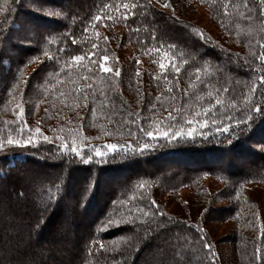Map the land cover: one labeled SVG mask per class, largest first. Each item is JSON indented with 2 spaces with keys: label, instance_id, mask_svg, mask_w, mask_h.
<instances>
[{
  "label": "trees",
  "instance_id": "1",
  "mask_svg": "<svg viewBox=\"0 0 264 264\" xmlns=\"http://www.w3.org/2000/svg\"><path fill=\"white\" fill-rule=\"evenodd\" d=\"M196 1L207 9L219 33L176 15L174 20V12L151 0L155 11L129 8L136 14L127 20L125 3L146 5L149 0H0L5 9L0 12V184L13 173L8 183L15 187V198L28 195L31 210L25 216L7 188H0V264H227L208 227L213 218L208 214L215 209L218 217L235 224L228 237L236 243L238 261L264 264L263 209L250 194L255 186L264 189V116L253 115L251 130L243 136L216 131L229 118L233 127L235 120H247L250 109L264 104V84L258 81L264 75V61L258 59L264 44V0H228L227 14L225 0ZM97 15L100 21L94 19ZM121 29L133 46L129 58L106 38L107 31ZM74 55L85 58L77 63L71 60ZM104 56L110 57L112 72L100 70ZM253 83L254 93L249 91ZM216 98L223 103L196 116ZM22 101L24 115L18 117L16 106ZM169 113L178 118L168 120ZM204 119L209 121L204 128L186 123ZM37 127L48 141L35 133ZM169 127H195L196 133L169 139L147 137L139 130ZM9 136H34L35 141L8 145ZM57 137L68 142L67 149ZM73 139L87 145L83 159L71 152ZM109 143L120 146L117 153L95 157V148L108 151ZM129 143L136 151L125 154ZM142 143L152 147L141 150ZM227 151L252 160L243 168L232 159L229 167L168 169L156 164L158 158L195 161L197 154L216 158ZM88 155L94 159L84 163ZM143 161L151 168H143ZM31 164L37 167L16 174ZM117 168L128 169L127 179L115 183L96 216L86 219L89 207L97 203L98 176H113ZM74 185L75 196L68 192ZM184 189L194 196L187 202L202 214L167 208L162 196H180ZM68 200H75V214L85 211L84 216L76 215L70 229L78 224L86 228H67L64 234L75 233L76 244L59 262L57 247L50 248L52 243L43 236L42 221L67 220L65 211L72 210ZM220 200L225 206H219ZM51 232L55 235L57 229ZM202 241L211 244V252Z\"/></svg>",
  "mask_w": 264,
  "mask_h": 264
},
{
  "label": "rangeland",
  "instance_id": "2",
  "mask_svg": "<svg viewBox=\"0 0 264 264\" xmlns=\"http://www.w3.org/2000/svg\"><path fill=\"white\" fill-rule=\"evenodd\" d=\"M151 1H153L160 8H163L168 12L169 11L174 12L177 18L189 19L192 22L196 23L198 26L202 27V29L206 31L209 30L216 34L219 33L218 26L215 24L216 22L214 21V19L210 17V14L205 7L198 5L196 0H167V3L170 5V7H163L165 0H159V3H157V0H151ZM106 34H107L106 38L108 39V41L114 44L116 47H118L120 53L126 52L127 58H129L128 55H132L131 52L133 50L132 49L133 46L130 45L129 41L125 40L126 36H125V32L123 29L118 30V31L110 30V31H107ZM124 59L126 61V58ZM101 63H104L107 67H110L112 71L114 70V67L110 59H108L107 61H103L102 59ZM116 70H119V69H116ZM263 137L264 136H262V138ZM262 138L261 136H259L258 139H262ZM235 152L236 151H227L226 154L216 155V158H214L215 155L206 157V155L197 154L194 156L195 161H186V160L183 161V160H173V159L166 160L164 158L162 159L158 158L156 164L160 163L162 167H165L168 169L169 168L170 169L180 168L182 166H185L190 169H196L198 167H203L204 165H207V166L216 165L220 167H223L224 165L228 166L232 162L231 161L232 159L234 160L233 162L237 166H239L240 168H243L248 165L250 160H252V158H249V157L240 158L238 156L239 154H236ZM211 158H214V159H211ZM142 163H143L142 167L145 169L151 168L150 166H152V165H148L147 163H145V161H143ZM36 167L37 166L35 164H31L28 167L20 168L16 172V174H23L25 173L27 168H28L27 171H30L32 168H36ZM127 173H128V169L123 171L117 168L112 171L113 176L98 174L99 175L98 176L99 177L98 178L99 193L96 195V198H95V202L97 203H95L96 206L93 204L92 206L89 207L87 212H89L90 214L88 213L87 216L85 215L86 219L91 220L92 218L96 216L97 210L99 208H102V206L104 205V201L106 200V196L110 193L112 188L116 187L118 183L121 184L125 182V180L127 179ZM79 174H81L80 176H82L83 175L82 171H77V175ZM12 176H14L13 173L8 175L7 183L5 184L2 182L0 184V188L1 190L2 189L4 190L5 188H7L8 192L12 194L13 199L19 204V205H16V207H18L20 211L25 213V216L26 214L30 216L31 210L28 205V195L22 198H15V195H14L15 187L12 186L10 183H8V181L12 180ZM208 183L210 187L213 186L215 188V186H218V185H215L213 182H208ZM76 191L77 190H76L75 185L70 186L68 189V192L72 194L73 196L76 195ZM250 194L254 201L256 202L258 201V203L260 204V208L263 209L262 212L264 214V189L262 187L255 186L250 191ZM193 198L194 196H192L191 191L187 189L182 190V193L180 194V196H178V194L170 196L169 193L164 194L162 196V200L166 204L167 208L171 211H174V212L182 211L184 214H187L190 210H192L194 211V214H197V215L202 214V211H203L202 209H199L197 211L192 204L187 202V200L191 201ZM186 202L188 203V206H186ZM183 203H185V206H183ZM69 204L72 207V210L70 209L68 211H65L67 220L62 221L60 217H57V218H54L53 221L49 222V224H46L45 222L47 221L45 220L42 221V225L45 224L46 226V229L43 232V236L46 238L48 237V241L52 243V245H50V248L57 247L58 249V252L56 253V256H55L57 258L55 260L57 261L67 259L66 257H67L68 251L71 250L76 244L77 237H75L76 236L75 233L74 234L71 233L72 235L67 237V235H65L64 232L68 230L67 228L70 229V227H73L74 220L76 219V215L84 216V213H85L84 208L79 209L80 212L78 211V214L74 213L73 210H75L74 209L75 200H71ZM218 204L220 207L225 206V203L221 202V200L220 202H218ZM218 211L219 210L215 209L214 211L212 210L208 214L210 217H213L211 218V220H209L210 225H208V227L211 231L213 238L215 239L216 243L218 244L220 248L221 255L222 256L224 255L223 259L226 258L225 261L227 264H244L243 262L240 263V261H238L237 252L235 249L236 243L233 241L232 238L228 237L230 232L232 231L231 229L235 227V224L233 223V221H230V220L225 221L224 219H221L220 217H218L219 216ZM48 218H49V215H48ZM6 219H8V221H12L13 217L7 216ZM76 228H81V229L86 228V225L78 224L76 227L74 226L72 230L76 231ZM52 229H57V233L55 235L51 234ZM72 230L70 229L69 232H72ZM49 264H56V262L54 261V263L51 262Z\"/></svg>",
  "mask_w": 264,
  "mask_h": 264
},
{
  "label": "snow or ice",
  "instance_id": "3",
  "mask_svg": "<svg viewBox=\"0 0 264 264\" xmlns=\"http://www.w3.org/2000/svg\"><path fill=\"white\" fill-rule=\"evenodd\" d=\"M157 3H159V0H157ZM229 3H228V0H225V3H224V10H225V13L227 14L228 12V8H229ZM105 8H108L109 6L106 4L104 6ZM137 7H143V8H147V9H152L153 11L154 8H153V5L151 4L150 0L149 2L146 4V5H137L135 3L129 5L128 3H125L123 5V8L125 9V15L123 17L124 20H127L128 19V15L131 14V15H135L136 13L135 12H131L129 13L128 12V9L131 8V9H136ZM163 7H170V5L167 3V0H165V3L163 5ZM245 8H247V3H245L244 5ZM5 9L4 8H0V12H3ZM49 15H53V13H48ZM56 15H59V13H56ZM96 21H100L102 19V17L100 15H97L95 18H94ZM108 19H113L112 16H109ZM173 19L175 20V14L173 13ZM85 31H87V29H85ZM195 31V29L193 30ZM155 34L153 33V36ZM198 36L200 37L201 40L204 39L203 37V33L200 32L198 33ZM72 43H76V40L75 38L72 39ZM96 45L93 44V48H95ZM262 51L258 57L259 60L261 61H264V44H261L260 45ZM93 55V53H89V57H91ZM165 56L168 55L167 52L164 53ZM84 56L83 55H74L71 57V60L74 61V62H77V63H81L83 60H84ZM103 61H107L109 59V57L107 56H104L103 58ZM137 63H139V61H137ZM100 67V70L102 72H105V73H108V72H111L112 69L110 67H107L104 63H100L99 65ZM167 67V65L164 63V62H161L160 63V68L161 69H165ZM173 67H175L173 65ZM175 71L177 73H179L180 71V68L178 67H175ZM200 69L197 68L196 69V73H197V79H199V73H200ZM21 75H23L21 73ZM120 75V72L119 70H116V76H119ZM258 81L261 82V84H264V75H261L258 77ZM20 82L17 81V84L14 85V87H18V84ZM257 88V84L256 83H253V85L251 86V88L249 89L250 92H255ZM169 92L172 91L171 88L168 89ZM224 91H227V89H224ZM212 93H209V96H211ZM250 97L248 96H245V100H249ZM223 103V101L219 98H216L215 99V104H210L207 108H204L203 109V113H200V112H197L196 113V116H200L201 114H208L216 105H221ZM233 103H235V101H233ZM19 111L17 113V116L18 117H23L24 115V105H23V101L18 104L16 106ZM15 111V109H14ZM177 112H179L180 110L177 109L176 110ZM256 114H259L261 116H264V104H257L254 108V110L250 109L249 110V115L247 117V120H235L234 121V127H233V118H229V122L228 123H225L224 124V127L223 129L221 130L219 127L216 128V131L217 132H223V133H229L230 135L233 136V138H236V134L238 133L239 135L243 136L245 134H247L250 130H251V121H252V118H253V115H256ZM178 117L177 116H174L172 115V113H169L168 116H167V119L170 120V121H175ZM187 124L189 125H195V124H199L201 128H204L206 127L208 124H209V121L207 119H204V120H187L186 121ZM213 125H216V121L213 120L211 122ZM140 131L144 132V134L147 136V137H152V138H156V137H167L169 139H174L175 137H188V138H192L195 133H196V128L195 127H188L187 128V131H185V129L183 127H180L179 129H174V128H167L166 130H161L160 128H157L156 131H151V130H147L145 128H140L139 129ZM29 132H32V129H29ZM35 133L37 134H40L42 137H43V140L45 141H48L49 140V137L46 136V135H43L41 129L39 127H37L35 129ZM131 134V133H130ZM57 139H60L63 141L62 145L60 146L61 148H64V149H67L68 148V142L66 140H64L63 137H57ZM35 141V137L34 136H31L29 139H25V140H21V139H14L12 138L11 136L8 137L7 139V144L8 145H16V146H20V145H28L30 143H33ZM229 143H232L231 140L228 141ZM4 147V141L3 140H0V148H3ZM84 147H87V145H77V142L75 139L72 140V144H71V152L73 154H75V156L77 157H81V159H83V148ZM105 147L107 148L108 151H103L101 150L100 147H96L95 148V157H101V158H104L108 155L109 152L111 153H117V150L118 148L120 147L118 144H114V143H109L107 145H105ZM152 147L151 144L149 143H142L139 145V148L141 150L143 149H147V148H150ZM129 150H132L133 152L136 151L135 147L129 143L128 146L126 148L123 149L124 153L127 154ZM94 159L93 155H88L87 156V159L86 160H83L84 163H90L92 160ZM103 162V161H101ZM59 188V185L57 186ZM141 188L144 187L143 184L140 185ZM237 195H239L237 193ZM54 199V198H53ZM154 205H155V201L153 200L152 202ZM158 207V206H157ZM144 215H147V213H144ZM161 215H163L161 213ZM111 226V222H109V224L106 226L105 230H107V227H110ZM119 226V225H117ZM146 235H147V232H146ZM202 244H203V247L204 248H207L210 252H211V244L210 243H206L204 241H202ZM101 248L104 247L103 244L100 245ZM259 251V250H258ZM214 259V257H213Z\"/></svg>",
  "mask_w": 264,
  "mask_h": 264
}]
</instances>
